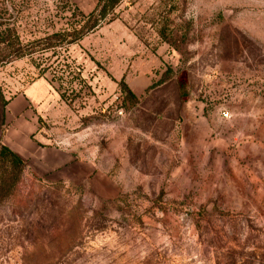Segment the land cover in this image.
<instances>
[{"label": "rangeland", "instance_id": "374dc122", "mask_svg": "<svg viewBox=\"0 0 264 264\" xmlns=\"http://www.w3.org/2000/svg\"><path fill=\"white\" fill-rule=\"evenodd\" d=\"M98 2L0 14L27 43ZM37 49L0 66V147L9 104L39 88L32 139L67 149L75 176L24 159L0 192V264H264V0H119L78 44Z\"/></svg>", "mask_w": 264, "mask_h": 264}, {"label": "trees", "instance_id": "16d2710c", "mask_svg": "<svg viewBox=\"0 0 264 264\" xmlns=\"http://www.w3.org/2000/svg\"><path fill=\"white\" fill-rule=\"evenodd\" d=\"M118 2L119 0H99L92 13L86 16L82 15L83 19L79 27L72 26L70 29L55 32L27 43L22 40L16 29V24L12 22L14 15L0 14V66L17 59L32 57L37 52V48L39 52L45 53L58 47L67 48L78 44L113 13ZM126 90L130 96L135 98L129 89ZM0 160L7 168L0 178V192L11 193L25 171V161L6 145L0 147ZM11 169L12 173L8 171Z\"/></svg>", "mask_w": 264, "mask_h": 264}, {"label": "crops", "instance_id": "0c3cea01", "mask_svg": "<svg viewBox=\"0 0 264 264\" xmlns=\"http://www.w3.org/2000/svg\"><path fill=\"white\" fill-rule=\"evenodd\" d=\"M29 90L30 93H28L27 89L9 104L10 115L14 118L10 121L12 126L5 134V145L25 160L29 154L41 153L44 163L56 168L67 167V172L75 176L74 166L76 163H74V156L67 149H44L39 146L40 140L37 142L33 141L32 137H35V134L39 131L38 123L34 116V109L40 106L39 101L41 98L38 95L39 88L35 92L31 89ZM78 163L80 164L82 177L95 168L92 161H79ZM95 188L101 196L111 195L108 187L101 181L95 183Z\"/></svg>", "mask_w": 264, "mask_h": 264}]
</instances>
